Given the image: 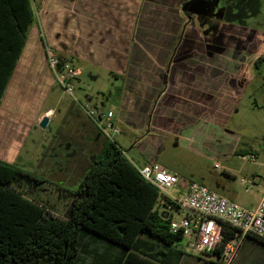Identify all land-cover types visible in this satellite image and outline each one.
<instances>
[{"label": "rangeland", "instance_id": "1", "mask_svg": "<svg viewBox=\"0 0 264 264\" xmlns=\"http://www.w3.org/2000/svg\"><path fill=\"white\" fill-rule=\"evenodd\" d=\"M176 1L178 0H169L168 3L174 4ZM52 2L55 3V0ZM40 3V0H31L35 19L39 20L35 22L38 35L36 50L42 59V66L49 73H45L39 56L35 54L32 67L24 72L28 75L22 77L21 81L17 76L12 82L11 90L6 87L0 104V158L37 174L41 181L33 182L32 185L24 183L16 188L27 198L45 205L50 214L63 218L73 198L65 190L77 187L106 140L83 106H90L91 111L98 109L107 112L112 109L116 120L120 112L116 87L121 85V80H116L103 65L86 62L89 59L97 60V55L83 54L85 63H81L82 59L76 51L78 42L73 40L71 20L64 25L59 24L58 31L54 20L56 8L52 6L48 8L50 18L53 19L47 31L40 22ZM188 3H193V6L199 3L197 8H201L206 14L205 19L202 18L203 23L197 27L200 31L209 30L213 25L219 28L225 24V34L230 35L229 38L235 37L232 34L238 33L227 28L226 17L231 14L232 21L241 22L244 27L250 28V32L244 35L246 42L242 41L241 45H237L239 42L233 39H226L222 43L230 54H241L240 59L246 58V63H251L253 59L250 53L257 51L260 55L244 75L245 81L239 92L236 111L232 110L227 118L225 129L216 130L206 123L203 128L187 129L179 139L173 136L179 129L172 122L169 127L161 128L158 140L140 144L143 147L141 150L134 137L130 142L120 133L115 141L126 157L138 166L153 158L181 180L201 183L242 206L251 207L259 201L264 188V0H190ZM68 8L65 11L71 14L72 9ZM155 9L164 11L160 6ZM191 14L196 16L193 11ZM255 38L259 40L254 43ZM33 42L30 30L25 46L29 44L30 48ZM46 46L58 61L62 57L66 59L64 63H69L71 68L78 71L80 69L81 74L79 71L76 78L68 81L70 91L59 83L51 71L45 59ZM94 49L96 51L95 47ZM52 78L54 81L48 86ZM221 97L222 95L218 97L217 102H220ZM229 101L231 99L227 102ZM227 102H224L222 112L226 111ZM215 103L216 101L211 103L210 109L218 110ZM193 106L197 107L196 103ZM47 109L51 113H45ZM44 113L48 122L45 127H40L38 123ZM34 115L37 117L31 121ZM223 130L231 133L224 134ZM233 148L240 151L252 150V159H248L250 156L246 154H231L229 149ZM215 162H218L219 168H214ZM217 185L220 187H216ZM181 216V213L174 214L177 220ZM185 243V240L177 241L178 247ZM166 249L172 253V257L168 258L170 264H213L207 257L197 255L190 249L183 250L182 254L177 253L176 249ZM214 262L264 264V248L250 239H244L231 262L227 263V259Z\"/></svg>", "mask_w": 264, "mask_h": 264}, {"label": "crops", "instance_id": "2", "mask_svg": "<svg viewBox=\"0 0 264 264\" xmlns=\"http://www.w3.org/2000/svg\"><path fill=\"white\" fill-rule=\"evenodd\" d=\"M52 1L54 0H40L42 26L48 31L47 27L53 19L50 18L48 8L55 7L54 20L57 30L59 24L64 25L71 20L73 40L78 42L76 51L79 57L82 59L83 54L97 55V60L89 59L86 62L103 65L116 80H121V85L116 87L120 112L115 122L116 125L119 123L121 127L117 126L120 133L130 142L132 137L135 138L140 150L143 149L140 144L158 140L161 137L158 136L161 128L169 127L172 122L178 125L179 130L173 135L177 139L182 137L187 129H198L200 126L203 128L206 123L216 130L225 129L227 118L230 117L232 110L236 111V102L245 81L244 75L251 63L260 56L257 51L250 53L253 59L251 63H246V58L240 59L241 54L238 56L230 54L222 45L226 40L225 24L201 33L195 21L189 22L181 10L179 1L172 4L173 8L168 11V15L156 11L155 8L160 6L165 11L166 7L162 2L168 3L169 0H55V3ZM68 7L72 9L71 14L65 11L69 9ZM38 21L34 16L27 38L31 30L35 42L31 43L30 48L29 44L24 46L7 85L10 90L17 76L21 81L22 77L28 75L24 72L32 67L35 54L39 56L42 66V59L36 50L38 35L35 22ZM184 21L187 23L183 26ZM257 40L259 38H255L253 42ZM94 47L96 51L93 50ZM83 62L84 59L81 63ZM43 70L48 75L49 70L44 67ZM52 81L53 78L48 86ZM220 95H222L220 102H217ZM228 99L231 101L227 102ZM213 101H216L218 110L210 109ZM225 101L228 106L226 111L222 112ZM194 102L197 107L193 106ZM48 111L51 113L49 109L44 112ZM110 111L113 112L112 109ZM35 117L37 116L31 117V121ZM228 131L223 130V133H231ZM238 151L248 156L254 153L252 150L250 152L229 149L234 155ZM131 162L136 167H141L132 160ZM152 162L156 161L151 158L143 165ZM81 237L77 254L79 264H117L129 251L90 232L83 233ZM138 239L141 250L138 251L134 245L131 251L144 259L159 264H170L168 258L172 257V253L166 249L169 248L167 245L146 239L144 235H138L136 243ZM171 247L182 252L187 250L185 245L178 247L177 241Z\"/></svg>", "mask_w": 264, "mask_h": 264}, {"label": "trees", "instance_id": "3", "mask_svg": "<svg viewBox=\"0 0 264 264\" xmlns=\"http://www.w3.org/2000/svg\"><path fill=\"white\" fill-rule=\"evenodd\" d=\"M165 2L167 11L172 10ZM179 4L187 15L186 3ZM33 22L31 0H0V104ZM59 59L58 71L66 60ZM39 181L37 174L0 159V264H79V240L87 232L129 250L117 264H159L130 250L141 248L136 237L147 236L172 250L181 240L170 231L174 214L166 209L169 201L141 176L116 141L106 139L77 187L65 190L73 198L63 218L16 188ZM248 239L264 247V240Z\"/></svg>", "mask_w": 264, "mask_h": 264}, {"label": "built area", "instance_id": "4", "mask_svg": "<svg viewBox=\"0 0 264 264\" xmlns=\"http://www.w3.org/2000/svg\"><path fill=\"white\" fill-rule=\"evenodd\" d=\"M46 60L55 78L70 91L68 81L76 78L79 71L63 63L57 70L58 59L45 47ZM67 81V83H65ZM83 109L94 121L98 131L107 140L115 141L120 134L111 111ZM252 159V155L248 157ZM141 176L155 186L166 206L173 214L181 213L180 219L170 221V231L179 233L185 240V249L213 260L231 262L244 239L257 237L264 240V191L259 201L245 207L198 182H185L157 162L136 167ZM214 168H219L214 163ZM247 191L248 188H245ZM227 231L232 234L228 235Z\"/></svg>", "mask_w": 264, "mask_h": 264}, {"label": "flooded vegetation", "instance_id": "5", "mask_svg": "<svg viewBox=\"0 0 264 264\" xmlns=\"http://www.w3.org/2000/svg\"><path fill=\"white\" fill-rule=\"evenodd\" d=\"M179 2H184V3H186V5H187V18H188V20H189V22H193V21H196L197 23H198V25H200L201 23H203V20H202V18H204L205 16H204V14H205V12L203 13L202 12V9L201 8H197V6H199V3H197V4H195L194 6H193V3L192 4H190V3H188L190 0H178ZM201 9V10H200ZM194 12V13H196V16H194V15H192L191 14V12ZM202 12V13H201ZM206 15V14H205ZM231 18H232V14L231 15H229V16H227L226 17V20H227V25L229 26H231V28H228L229 30H231V31H236L238 34H232L233 36H235V37H230L229 38V36L230 35H226V39L227 40H230V39H233V40H236L237 42H239L237 45H241V43H242V41L244 42L245 41V39H242L243 38V36L244 35H246V34H248L249 32H250V28H246V27H244V25H242V23L241 22H237V21H232L231 20ZM205 19V18H204ZM187 21V20H186ZM187 23V22H186ZM184 24V23H183ZM182 24V25H183ZM238 25H240V26H238ZM229 26V27H230ZM232 26H234V27H232ZM212 27H214V25L212 26ZM211 26L209 27L210 29L212 28ZM236 27L238 28V29H236ZM234 29H236V30H234ZM247 29L249 30V31H247ZM202 32H205L204 30H202L201 31V33ZM219 34H222V33H219ZM245 37V36H244ZM246 42V41H245Z\"/></svg>", "mask_w": 264, "mask_h": 264}, {"label": "water", "instance_id": "6", "mask_svg": "<svg viewBox=\"0 0 264 264\" xmlns=\"http://www.w3.org/2000/svg\"><path fill=\"white\" fill-rule=\"evenodd\" d=\"M47 122H48V117L45 115V116H43V117L41 118V120L39 121L38 125H39L40 127H45L46 124H47Z\"/></svg>", "mask_w": 264, "mask_h": 264}]
</instances>
